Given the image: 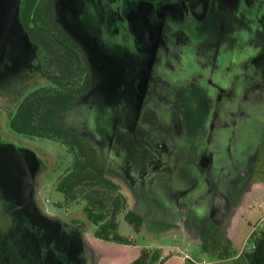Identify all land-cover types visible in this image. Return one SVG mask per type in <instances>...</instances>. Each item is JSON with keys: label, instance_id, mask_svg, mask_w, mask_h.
Listing matches in <instances>:
<instances>
[{"label": "rangeland", "instance_id": "374dc122", "mask_svg": "<svg viewBox=\"0 0 264 264\" xmlns=\"http://www.w3.org/2000/svg\"><path fill=\"white\" fill-rule=\"evenodd\" d=\"M19 3L0 0V264H98L99 227L57 189L73 154L9 126L47 82ZM56 16L91 72L58 123L119 186L116 239L160 264H236L264 231V0H56Z\"/></svg>", "mask_w": 264, "mask_h": 264}, {"label": "trees", "instance_id": "16d2710c", "mask_svg": "<svg viewBox=\"0 0 264 264\" xmlns=\"http://www.w3.org/2000/svg\"><path fill=\"white\" fill-rule=\"evenodd\" d=\"M21 15L22 28L30 42L49 59L51 68L44 72L49 83L32 91L10 119L9 126L24 136L59 142L73 154V165L59 180L58 191L68 202H85L88 219L99 227L98 239L124 243L116 239V217L127 207L119 186L105 177L97 150L58 123L60 116L76 105V96L89 85L91 72L86 56L55 20L51 0H25ZM125 219L136 227L141 224L132 212ZM202 249H209L207 242ZM235 259L236 264H264V231L255 237L250 253ZM149 262L160 264L162 261L156 253L142 251L131 264Z\"/></svg>", "mask_w": 264, "mask_h": 264}, {"label": "crops", "instance_id": "0c3cea01", "mask_svg": "<svg viewBox=\"0 0 264 264\" xmlns=\"http://www.w3.org/2000/svg\"><path fill=\"white\" fill-rule=\"evenodd\" d=\"M95 243L98 244L97 246L104 252L109 254L108 258L106 257L101 260L98 259V264H131L137 260L141 254V250L129 244L113 243L108 240L100 239L95 240ZM174 259L178 261V264H182V260L180 258H171V260ZM168 261H170V259H168Z\"/></svg>", "mask_w": 264, "mask_h": 264}, {"label": "flooded vegetation", "instance_id": "af4514ba", "mask_svg": "<svg viewBox=\"0 0 264 264\" xmlns=\"http://www.w3.org/2000/svg\"><path fill=\"white\" fill-rule=\"evenodd\" d=\"M24 2L25 0H20V3H19V7H18V22L21 26L22 24V15H21V7L22 5H24ZM51 3L54 4L55 6V20L57 21V23L59 24L58 20H57V16H56V0H51ZM48 18V17H47ZM60 25V24H59ZM61 27V25H60ZM22 28V26H21ZM62 28V27H61ZM63 29V28H62ZM23 32L25 33L24 29L22 28ZM63 31L65 32V30L63 29ZM66 33V32H65ZM27 35V33H25ZM67 34V33H66ZM67 36H69L67 34ZM28 37V35H27ZM70 37V36H69ZM71 38V37H70ZM29 39V37H28ZM72 39V38H71ZM73 40V39H72ZM30 41V40H29ZM74 41V40H73ZM31 43V42H30ZM32 44V43H31ZM33 45V44H32ZM37 51V54H38V57L41 59L40 63L37 65L38 68L40 69V75L41 77L46 80L47 82L44 84V85H47L49 83L48 79L46 78V76L44 75V72L45 71H48L50 70L51 68V65H50V62H49V59L46 58L45 54L43 53V51L41 49H39L38 47H36L35 45H33ZM81 49V48H80ZM82 50V49H81ZM84 53V52H83ZM86 56V55H85ZM86 59H87V56H86ZM88 61V59H87ZM88 64H89V61H88ZM90 68V67H89ZM90 83V81H89ZM88 83V84H89ZM43 86V85H42ZM40 88V87H39ZM88 88V87H87ZM87 90V89H86ZM85 90V91H86ZM84 92V91H83ZM79 95V94H78ZM77 100V99H76ZM9 218V213L7 212H4V211H0V238L2 239L3 238V233H5L8 228H9V222H8V219ZM0 239V240H1ZM2 241V240H1ZM0 241V250L2 249V242ZM0 258H1V254H0Z\"/></svg>", "mask_w": 264, "mask_h": 264}, {"label": "built area", "instance_id": "2783aa9c", "mask_svg": "<svg viewBox=\"0 0 264 264\" xmlns=\"http://www.w3.org/2000/svg\"><path fill=\"white\" fill-rule=\"evenodd\" d=\"M184 262H185V264H188L190 261H189L188 258H185ZM192 263L193 264H206L205 262H201V263H194V262H192Z\"/></svg>", "mask_w": 264, "mask_h": 264}]
</instances>
